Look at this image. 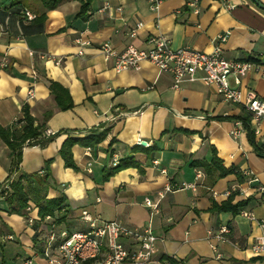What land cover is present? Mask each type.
Listing matches in <instances>:
<instances>
[{"label":"crops","instance_id":"0c3cea01","mask_svg":"<svg viewBox=\"0 0 264 264\" xmlns=\"http://www.w3.org/2000/svg\"><path fill=\"white\" fill-rule=\"evenodd\" d=\"M258 1L264 6V0ZM188 2L162 0L152 12L145 0H92L79 15L81 0H61L50 10L41 0H0V126L20 127L27 108L35 124L59 132L44 146L24 143L19 171L12 178L20 173L42 175L49 162L46 199L65 196V218L60 222L40 219L31 201L25 216L8 213L0 198V264H51L43 254L45 236L50 231L68 235L87 230L80 219L83 210L128 227L150 225L159 240L148 264H264V255H255L250 247L262 232L258 220L264 219V200L257 193L264 183V121L256 125L250 120L252 130L258 131L254 139L259 155L246 130L237 137L230 134L241 106L222 100L199 81L173 89L171 75L146 61L137 70L116 72L113 59L98 51L103 42L117 52L128 44L143 49L149 36L164 34L173 48L209 52L213 39L229 32L220 44L225 58L264 63L262 8L252 0H199L196 14ZM17 8L45 18L41 25L26 19L20 23ZM50 81L68 90L71 109L56 107ZM240 81L242 90H253L264 99L259 72L250 70ZM48 110L52 114L43 122ZM102 125L109 131L101 143L89 151L75 144L71 152L77 169L65 167L59 154L63 141L82 138L96 128L100 132ZM6 146L0 138V184L10 176L12 165ZM114 157L117 164L129 166L104 178L105 170L115 166ZM213 158L230 172L218 176ZM182 183H193L194 189L165 192L156 214L144 206L145 197L155 201L165 186ZM230 193L232 204L244 205L236 213L212 212L213 202L225 201ZM240 211L252 212L255 220ZM220 224L229 228L228 242L208 235ZM52 256H58L56 251Z\"/></svg>","mask_w":264,"mask_h":264},{"label":"built area","instance_id":"2783aa9c","mask_svg":"<svg viewBox=\"0 0 264 264\" xmlns=\"http://www.w3.org/2000/svg\"><path fill=\"white\" fill-rule=\"evenodd\" d=\"M148 8L152 12H157L162 0H145ZM199 0H189L188 4L193 8V13H199ZM227 9L234 7L232 4H225ZM118 11L120 7L116 8ZM21 14L26 20H32L35 15L26 9ZM141 23L136 24V28ZM135 31H131L134 35ZM229 32L216 36L214 47L209 52L198 51L188 46L173 48L170 39L164 34L149 36L146 40V47L139 49L132 44H128L121 51H115L108 42L99 44L98 51L105 58L113 59V67L116 72L123 70H137L143 61L156 66L159 72L168 73L172 77L173 89H178L184 82L199 81L205 86L211 87L222 100L241 106L251 115V122L256 125L264 121V99L260 98L253 90H242L240 80L250 70L259 72L264 77V63L251 60L227 59L222 53L220 44L227 40ZM85 44L84 42L80 45ZM78 55L82 50H78ZM46 57L41 54V58ZM6 65V60L1 63ZM233 81V85L230 83ZM28 95L31 97L32 90L28 89ZM230 131L231 136L237 137L241 131H244L240 120H234ZM254 133L257 128L253 127ZM49 130H44L45 136L53 135ZM29 140H26L27 145ZM89 151L90 148H87ZM155 162V161H154ZM156 163V162H155ZM112 164L116 166L117 159H112ZM88 168L91 166L89 162ZM200 174H196L199 177ZM9 179L3 182L2 188L4 199L8 192ZM194 189L193 183H182L178 186L167 185L163 190L157 192L158 198L153 201L148 197L143 199L144 206L150 208L151 214L159 211V202L165 192L175 189ZM257 193L261 200H264V183L259 184ZM80 219L87 224V230L76 231L71 234H56L50 231L45 236V247L43 250L44 258L51 264H148L153 260L156 243L159 237L153 232L150 225L143 227H128L115 220H105L97 214H92L87 210L80 213ZM240 214L249 220H255L252 212L240 211ZM48 218H50L47 215ZM46 217V218H47ZM259 225L262 232L256 236L251 244V251L255 255H264V219H259ZM31 222V220H29ZM229 228L226 224H220L217 230L210 229L208 235L221 243L228 242L226 234ZM123 240L129 243L124 244ZM56 251L57 257L52 256ZM216 258L221 255L215 252ZM24 264H32L26 260ZM173 264H180L178 262Z\"/></svg>","mask_w":264,"mask_h":264},{"label":"trees","instance_id":"16d2710c","mask_svg":"<svg viewBox=\"0 0 264 264\" xmlns=\"http://www.w3.org/2000/svg\"><path fill=\"white\" fill-rule=\"evenodd\" d=\"M61 0H41L42 5L45 7V9L50 10L54 9ZM92 0H81V6L79 10V15H84L85 11L90 4ZM16 15L18 16V20L20 23L25 20L23 15L21 14L20 8H17L16 11H14ZM43 18H45V14L35 16L30 21L39 22L38 24L41 25L43 22ZM248 60L255 61L252 58H249ZM256 62V61H255ZM49 91L51 96L53 97V100L56 105V107L61 110H68L73 107V102L70 97V94L66 88L61 86L59 83L50 81L49 83ZM242 112L241 115L237 116V120H240L243 124L244 129L246 130L247 138L249 140V143L252 145L253 149L261 155L262 153L259 151L260 148L257 146V143L254 139V131L252 130L250 126V120L251 115L245 111V109L241 108ZM23 118L19 122L23 121L24 123L20 126H12L11 128H1L0 126V138L1 140L7 145L6 147L9 148L11 157H12V165H11V171L10 175H12L13 172L19 171V164L21 161V151L24 143L26 140H29L28 144L31 143H38L40 146H44L47 142H49L55 135H57L59 132L50 135L45 136L44 130L45 126L44 123L42 124H35V120L29 115L27 108L23 109ZM52 111L48 110L45 112L43 116V122L51 116ZM101 131L97 132V128L91 130L89 135L84 136L82 138H73V137H67L60 149L59 154L61 158L64 161V166L77 169L73 157L71 148L75 145H81L83 147L87 148H93L98 143H101V141L106 137L109 127H106L104 125L100 126ZM213 161L215 162V167L219 171L218 176H224L227 173L230 172V170L222 168L219 164L216 165L217 160L216 158H213ZM48 163L45 165V173L40 175L38 173H32V174H26V173H20L15 178H12L8 185V192L6 196H4V202L7 205V212L8 213H15L21 216L26 215V210L28 207L29 201H31L35 207L38 209V215L40 219H44L47 217H53L57 222H60L64 220L65 216V210H64V202H65V196L63 193H60L56 197L53 198H47L46 199V188L50 186L49 184V171H48ZM129 166V163H125L123 161L119 162L116 167H112L110 169L105 170L104 178H108L117 171L124 169ZM9 179V177L7 178ZM2 184H0V189L2 188ZM3 196V190L0 191V197ZM234 194L230 193L227 199L221 203L213 202L212 207L210 208L212 212L216 211H231L233 213L237 212V207L244 205L243 202L239 203H231V200L233 198Z\"/></svg>","mask_w":264,"mask_h":264},{"label":"water","instance_id":"95a60500","mask_svg":"<svg viewBox=\"0 0 264 264\" xmlns=\"http://www.w3.org/2000/svg\"><path fill=\"white\" fill-rule=\"evenodd\" d=\"M258 7L262 8L264 10V6L262 3H260L258 0H252Z\"/></svg>","mask_w":264,"mask_h":264}]
</instances>
